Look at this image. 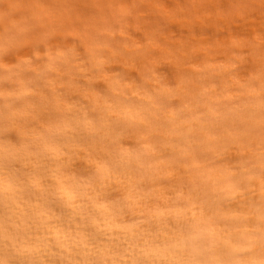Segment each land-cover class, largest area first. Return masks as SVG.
Segmentation results:
<instances>
[{
	"label": "bare ground",
	"instance_id": "6f19581e",
	"mask_svg": "<svg viewBox=\"0 0 264 264\" xmlns=\"http://www.w3.org/2000/svg\"><path fill=\"white\" fill-rule=\"evenodd\" d=\"M194 2L0 0V48L18 32H50L55 41L70 47L93 44L98 52H110L114 61L104 75L115 98L114 104L92 90L95 80L72 54L53 53L45 76L27 57L14 65H0V261L217 264L229 259L217 253L231 248L233 258L242 256L249 264H260L264 246L260 8L264 0H235L252 7L237 8L219 20H210L203 8L183 7ZM240 16H246L244 27L239 26ZM77 23H83V32L69 31L68 26ZM149 49L158 58L147 56ZM193 51L209 53L203 68L182 64L181 58ZM229 52L241 67L226 63ZM181 70L192 73L180 86L183 102L169 87L175 71ZM59 82L65 83L63 90ZM33 98H42L46 110L57 113L51 141L29 126ZM181 108L190 118H180ZM90 110L124 121L153 120L155 132L169 142V151L200 152L199 197L191 208L174 207L175 191L159 179L166 174L163 171L153 180L152 170L145 166L148 190L141 192L129 191L126 176L99 185L85 179L78 168L61 167L66 155L60 147L62 131L112 137L110 125L100 129L89 121ZM219 137L235 140L231 148L237 159L231 165L244 154L254 167L250 171H236L227 164L214 167L210 161L219 159L223 143ZM122 150L129 152V145L125 143ZM137 160L143 163V157ZM172 173L180 170L168 168L167 174ZM129 175L135 178L134 173ZM230 181L245 185L244 194L230 191Z\"/></svg>",
	"mask_w": 264,
	"mask_h": 264
},
{
	"label": "snow or ice",
	"instance_id": "6c2138e0",
	"mask_svg": "<svg viewBox=\"0 0 264 264\" xmlns=\"http://www.w3.org/2000/svg\"><path fill=\"white\" fill-rule=\"evenodd\" d=\"M160 0H157L159 3ZM179 7V6H178ZM185 8H203L208 13L209 19H221L222 14H228L235 9L252 7L250 4H237L235 0L229 2V0H195L194 3L183 5ZM260 38H261V65L260 71L262 77H264V2H262L260 8ZM246 16L237 17L240 27H244V20ZM219 27V24H217ZM69 31H75L79 29L81 32L84 30L83 23H77L68 26ZM209 40L213 39L208 37ZM195 48V45H193ZM53 53L61 54L68 53L75 55L77 59L82 62L88 69L90 76L89 79H94L95 83L93 91L98 94L108 96L113 100L115 104V98L109 94V89L106 86L105 71H108V64L114 63L111 58L110 52L101 53L96 51L93 44H76L75 46H69L66 42H57L52 38L50 32H38L34 34H24L18 32L12 38L11 42L6 43L0 48V65L8 64L14 65L22 57H27V62L33 65L35 68L41 70L40 75L45 76L51 65L53 59ZM215 55V53H210ZM247 53H236L237 56L245 55ZM149 57H157L158 53L151 49L146 53ZM209 53H199L193 51L187 58H181L182 64L188 67L203 68L207 61ZM229 59L226 63L229 66L235 65L236 68L241 67L240 62L236 60L232 53H227ZM202 56L204 57L202 59ZM55 67L62 68V64H57ZM162 67H166L162 65ZM111 70H115L114 68ZM127 75V74H125ZM231 75H236L235 72ZM176 79L169 82L172 95L183 102L185 99L183 93L180 90L181 83L185 80H190L192 73L186 71H175ZM251 80V77L247 78ZM59 88L63 90L66 85L64 82H59ZM261 89L264 92V79L261 80ZM62 95H67L63 92ZM63 102V101H61ZM67 102L71 104L73 101L69 97ZM262 102H264V96H262ZM32 109L28 112L31 117L29 120V126L38 129L40 134L46 140H53L55 133L54 128L57 126L55 121L58 119L57 113L48 111L45 108V103L42 98H33L31 100ZM171 107V106H169ZM181 119L190 118L183 111L179 109ZM115 109H113V115H115ZM262 120H264V110H262ZM88 119L94 123L98 128L103 129L105 125H110L113 135L109 137L107 135H91V136H77L73 135L71 130L62 131V144L61 150L66 154L65 158L61 161V167L71 169L73 167L81 170L85 179L89 180L93 184L106 185L109 181H119L122 177H127L130 183L129 191H147L148 186L144 183V178L147 175L145 166L152 170L153 180L157 179V174L161 171L166 174L159 179L173 188L176 193L174 198V207L177 209H190L194 203V198L199 197L197 188L199 187V180L196 179L200 175V169L203 167L202 154L200 152L191 153L183 148L178 151H169V142L163 139L155 132L157 127L156 122L150 119L144 120H120L113 119L112 116H101L94 110L89 111ZM63 129V125H59ZM243 131V130H242ZM260 136L262 143V155H261V218L264 219V123L260 127ZM223 140L220 145V151L218 152L219 159L211 160L210 163L214 167L223 168L225 165H231L232 159H237L232 153L231 145L235 142L228 137H219ZM127 143L130 147L129 152H124L122 149L124 144ZM238 151V150H237ZM241 154L235 165H231L236 171H250L254 165L251 161L243 159ZM137 157H143V163L137 160ZM206 158V157H205ZM167 165L168 168H176L180 170V174H167L168 168L162 166ZM129 173H134L135 178ZM230 191L235 192L238 195H243L246 186L243 184L230 181ZM126 199V197H122ZM97 204L101 201L97 200ZM177 222H180V217H176ZM264 226V225H262ZM247 250V249H246ZM217 255L229 257V259H221L217 264H249L242 256L239 258H233L235 256L234 249L225 248L220 250ZM260 264H264V246L261 248ZM0 264H17V262L8 260L0 261ZM48 264H59V262L49 261ZM77 264H97L95 261L85 262L79 261ZM138 264H149L148 261H140ZM154 264V262H153ZM160 264H166L161 261ZM167 264H207L204 260L195 261H180V262H167Z\"/></svg>",
	"mask_w": 264,
	"mask_h": 264
}]
</instances>
